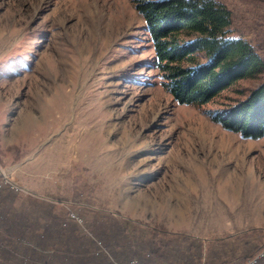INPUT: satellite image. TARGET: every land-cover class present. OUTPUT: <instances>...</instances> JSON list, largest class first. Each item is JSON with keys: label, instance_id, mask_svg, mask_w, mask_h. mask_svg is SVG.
<instances>
[{"label": "rangeland", "instance_id": "374dc122", "mask_svg": "<svg viewBox=\"0 0 264 264\" xmlns=\"http://www.w3.org/2000/svg\"><path fill=\"white\" fill-rule=\"evenodd\" d=\"M138 1L155 0H0V186L85 227L128 220L205 245L228 236L222 219L264 223V137L213 121L264 73L209 104H178ZM216 1L232 11L229 36L264 60V0Z\"/></svg>", "mask_w": 264, "mask_h": 264}, {"label": "trees", "instance_id": "16d2710c", "mask_svg": "<svg viewBox=\"0 0 264 264\" xmlns=\"http://www.w3.org/2000/svg\"><path fill=\"white\" fill-rule=\"evenodd\" d=\"M136 9L153 45V67L168 81L169 93L178 104H209L237 81L264 73V60L256 47L247 39L229 36L233 14L224 4L216 0H155L138 1ZM198 55L206 62L195 63ZM185 63L194 66L184 67ZM213 121L243 138L264 137V82L246 99L219 111ZM4 191L14 192L0 186V192ZM79 226L81 237L97 244L100 254L96 258H109L110 264H128L134 259L141 264H243L264 251V231L260 229H247L239 237L228 236L205 245L184 234L149 229L128 220ZM127 231L133 241L122 244L120 235L129 234ZM222 248L241 249L240 257L223 260L219 255ZM6 254L10 256L9 251ZM263 260L264 256L256 264Z\"/></svg>", "mask_w": 264, "mask_h": 264}, {"label": "crops", "instance_id": "0c3cea01", "mask_svg": "<svg viewBox=\"0 0 264 264\" xmlns=\"http://www.w3.org/2000/svg\"><path fill=\"white\" fill-rule=\"evenodd\" d=\"M37 201L32 196L23 199L16 192H0V264H110L109 258H96L100 254L96 252L97 244L81 237L74 215ZM222 223L221 232L228 236L247 228L264 229L263 222L242 223L238 216L222 219ZM90 247L95 250L88 252ZM258 264H264V260Z\"/></svg>", "mask_w": 264, "mask_h": 264}, {"label": "built area", "instance_id": "2783aa9c", "mask_svg": "<svg viewBox=\"0 0 264 264\" xmlns=\"http://www.w3.org/2000/svg\"><path fill=\"white\" fill-rule=\"evenodd\" d=\"M73 216V215H72ZM78 222L80 223V221L78 220ZM262 256H264V251H262L261 253H259L257 256H255L253 259H251V260H249V261H247V262H245V263H243V264H256L257 263V260L259 259V258H261ZM128 264H141V263H139L138 261H136V260H132V261H130Z\"/></svg>", "mask_w": 264, "mask_h": 264}]
</instances>
